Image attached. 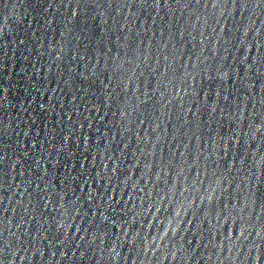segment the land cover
Masks as SVG:
<instances>
[{"label":"snow or ice","instance_id":"6c2138e0","mask_svg":"<svg viewBox=\"0 0 264 264\" xmlns=\"http://www.w3.org/2000/svg\"><path fill=\"white\" fill-rule=\"evenodd\" d=\"M176 215L179 216L180 215V211L176 212ZM243 234V231H241V235Z\"/></svg>","mask_w":264,"mask_h":264}]
</instances>
